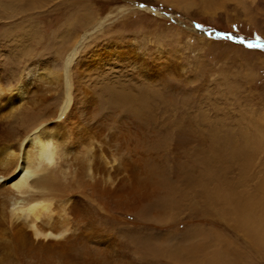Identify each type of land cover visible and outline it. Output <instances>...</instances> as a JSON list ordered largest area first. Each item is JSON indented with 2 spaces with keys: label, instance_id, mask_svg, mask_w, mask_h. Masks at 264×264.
<instances>
[{
  "label": "rangeland",
  "instance_id": "1",
  "mask_svg": "<svg viewBox=\"0 0 264 264\" xmlns=\"http://www.w3.org/2000/svg\"><path fill=\"white\" fill-rule=\"evenodd\" d=\"M82 41L76 66L91 54L99 65L87 73L88 94L73 69L79 105L97 106L92 122L106 120L132 142L143 135L144 159H155L162 174L181 160L191 164L193 145L210 158L190 166L208 174L207 190L224 196L221 209L212 208L202 224L186 227L185 218L178 230L192 226L186 243L208 246L207 256H198L205 264L228 263L235 253L240 264H264V240L245 221L264 216V0H0V79L13 94L33 68L42 99L36 112L63 105L64 64ZM110 89L143 95V119L110 106ZM187 137L191 143L183 144ZM168 231L186 239L174 228L157 234ZM122 236L114 235L120 252ZM133 254L127 252L128 264H141Z\"/></svg>",
  "mask_w": 264,
  "mask_h": 264
},
{
  "label": "bare ground",
  "instance_id": "2",
  "mask_svg": "<svg viewBox=\"0 0 264 264\" xmlns=\"http://www.w3.org/2000/svg\"><path fill=\"white\" fill-rule=\"evenodd\" d=\"M84 41L67 56L65 101L54 111L34 110L42 99L33 68L27 67L26 78L16 80L13 94L0 79V264H128L131 250L134 262L141 264H205L199 257L207 254L208 246L186 243L193 240L187 237L192 226L180 232L179 225L185 218V226L202 224L215 206L220 212L224 196L207 190L208 174L190 166L210 158L193 145L191 164L181 160L162 174L155 159H144L143 135H132V142L130 133L106 120L92 122L97 106L92 100L79 105L73 73ZM91 56L75 72L87 94V73L99 69ZM109 91L110 106H123L143 119L148 107L143 95ZM8 126L16 128L14 133ZM223 158L218 152L215 159ZM252 217L244 216L251 233L264 240V216ZM172 228L186 238L184 244L172 231L157 234ZM149 230L153 234L144 239ZM121 232L122 252L115 248L114 237ZM237 254L223 264H240Z\"/></svg>",
  "mask_w": 264,
  "mask_h": 264
},
{
  "label": "snow or ice",
  "instance_id": "3",
  "mask_svg": "<svg viewBox=\"0 0 264 264\" xmlns=\"http://www.w3.org/2000/svg\"><path fill=\"white\" fill-rule=\"evenodd\" d=\"M249 46L251 47V46H253V45H249ZM257 46H259V45H257Z\"/></svg>",
  "mask_w": 264,
  "mask_h": 264
}]
</instances>
